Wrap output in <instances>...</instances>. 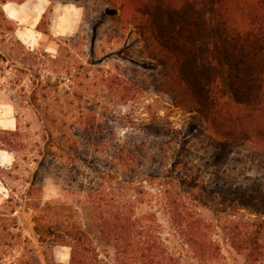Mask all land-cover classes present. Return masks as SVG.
Listing matches in <instances>:
<instances>
[{
  "label": "rangeland",
  "instance_id": "obj_1",
  "mask_svg": "<svg viewBox=\"0 0 264 264\" xmlns=\"http://www.w3.org/2000/svg\"><path fill=\"white\" fill-rule=\"evenodd\" d=\"M5 1L0 0V4ZM106 1L50 0L52 5L80 8L79 28L72 36H52L55 12L48 10L39 26L45 36L39 38L33 53L24 50L12 36V25L0 10V33L4 39L0 54L19 69L26 67L21 70V78L15 69L6 71L5 64L0 63V75L17 74L23 79L18 86L6 84L0 92V109L7 106L16 118L21 145L16 149L13 165L8 167L10 158L0 168V264H69V240L47 236L44 229L49 225L55 232L80 227L87 238L79 245L81 257H91L93 253L102 264H114V244L103 238L98 216L89 213V205L83 199L90 188L100 183L104 192L115 194L118 207L133 206L136 217L154 215V222L165 228L167 236L168 219L157 208L158 190L148 177L166 176L169 169L150 165L147 157L151 153L157 155L158 161L165 157L171 167L180 162L173 177L188 175L197 180L193 191L198 190L200 203L204 204L199 210L209 220L220 223L253 218L248 212L231 211L235 187L243 188L247 194L264 196V149L244 141H218L206 131L198 113L174 107L162 86L160 66L145 48L135 22L126 23L124 18L116 21L119 5L107 6ZM125 70L137 83L131 92L117 90L111 84ZM32 89L36 97L46 96L35 104L40 107L38 112L56 102L61 105L56 111H63L67 117L73 112L76 121H89L94 128H101V133L94 132L90 144L78 133L81 163L73 167L79 176L66 170L69 165L60 167L64 160L58 158L62 153L56 145L50 148L55 157H46V134L41 123L45 111L37 115L30 106ZM52 113L57 118V112ZM53 126L56 128L57 124ZM82 127L80 123L78 129ZM59 137L55 133V141ZM123 143L138 156V164H146H140L136 174L123 171L117 160ZM37 150L43 157H36ZM93 150L98 151L96 157ZM33 157L36 164L32 163ZM122 180L128 183H121ZM212 237L218 241L228 264H241L221 231L212 233Z\"/></svg>",
  "mask_w": 264,
  "mask_h": 264
},
{
  "label": "trees",
  "instance_id": "obj_2",
  "mask_svg": "<svg viewBox=\"0 0 264 264\" xmlns=\"http://www.w3.org/2000/svg\"><path fill=\"white\" fill-rule=\"evenodd\" d=\"M106 3L119 5L116 21L124 18L126 23L135 22L145 48L160 66L162 86L174 107L198 113L206 131L218 141H244L264 149V0H107ZM3 40L0 33V42ZM0 63L5 64L4 70L15 69L21 78L24 75L21 70L26 67L19 69L1 54ZM20 77L0 75V89H6V84L18 86L23 81ZM132 77L125 70L111 84L117 90L131 92L137 85L131 81ZM45 97H36L32 89L28 101L37 115L45 111L41 123L46 134V157H55L50 148L56 145L62 153L58 158L64 160L60 167L69 165L66 170L79 176L78 169L73 167L81 163L78 133L90 144L94 132L102 130L89 121H76L73 112L67 117L63 111H56L61 107L56 102L38 112L40 107L35 104ZM54 101L58 100L54 97ZM52 112H57V118ZM17 131L18 127L12 132L0 130V149L15 156L16 149L21 147ZM55 133L60 136L59 141H55ZM106 148L105 142L103 149ZM120 151L117 160L123 171L136 174L140 164L146 167L145 163H137L138 156L124 143ZM36 153V157H43L40 151ZM93 153L96 157L98 151ZM36 157L32 163L36 164ZM147 158L150 165L169 169L166 176L148 177L158 190L157 208L168 219L167 236L162 225L157 221L155 225L154 215L144 213L136 217L133 206L115 205V194L110 190L104 192L102 183L90 188L83 197L89 213L98 216L103 238L114 244V264H228L218 241L212 237L217 231L222 232L241 264H264V196L247 194L243 188L235 187L231 211L248 212L253 218L226 219L220 223L209 220L199 210L204 204L200 203L198 190L193 191L197 180L188 175L173 177L180 162L171 167L165 157L158 161L155 153ZM82 164L86 166L85 161ZM94 170L101 172L96 167ZM125 182L128 183L125 180L121 183ZM186 185L194 187L183 189ZM44 231L51 238L69 240V264H102L93 253L91 257H81L79 245L87 238L80 227L55 232L49 225Z\"/></svg>",
  "mask_w": 264,
  "mask_h": 264
},
{
  "label": "crops",
  "instance_id": "obj_3",
  "mask_svg": "<svg viewBox=\"0 0 264 264\" xmlns=\"http://www.w3.org/2000/svg\"><path fill=\"white\" fill-rule=\"evenodd\" d=\"M50 9L55 12L54 26L50 29L52 36H72L78 31L82 13L80 8L73 5H52L50 0H22L21 2L7 0L0 4L4 18L12 25V36L30 51H34L40 43L39 38L45 36L39 30V26ZM16 128V118L8 107L0 109V130L12 132ZM6 162H9L8 167L12 166L14 154L0 149V168L7 165Z\"/></svg>",
  "mask_w": 264,
  "mask_h": 264
}]
</instances>
